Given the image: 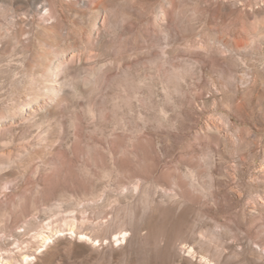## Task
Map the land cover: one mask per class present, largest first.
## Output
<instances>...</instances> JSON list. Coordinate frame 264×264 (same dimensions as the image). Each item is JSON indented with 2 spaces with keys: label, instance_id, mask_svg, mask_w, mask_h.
<instances>
[{
  "label": "rangeland",
  "instance_id": "obj_1",
  "mask_svg": "<svg viewBox=\"0 0 264 264\" xmlns=\"http://www.w3.org/2000/svg\"><path fill=\"white\" fill-rule=\"evenodd\" d=\"M2 258L264 264V0H0Z\"/></svg>",
  "mask_w": 264,
  "mask_h": 264
},
{
  "label": "bare ground",
  "instance_id": "obj_2",
  "mask_svg": "<svg viewBox=\"0 0 264 264\" xmlns=\"http://www.w3.org/2000/svg\"><path fill=\"white\" fill-rule=\"evenodd\" d=\"M73 231H74V230H73ZM82 236H84V235H82ZM84 237H85V236H84ZM123 237H124V236H123ZM82 238H83V237H82ZM45 239H46V238H45ZM2 259H3V258H2ZM1 261L3 262V264H10V263H9L10 260L8 261L7 259H6V260L3 259V260H1Z\"/></svg>",
  "mask_w": 264,
  "mask_h": 264
}]
</instances>
